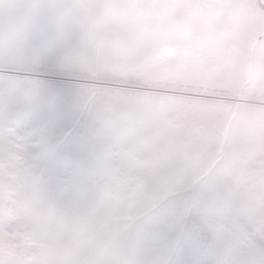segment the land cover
<instances>
[{
	"label": "clouds",
	"instance_id": "clouds-1",
	"mask_svg": "<svg viewBox=\"0 0 264 264\" xmlns=\"http://www.w3.org/2000/svg\"><path fill=\"white\" fill-rule=\"evenodd\" d=\"M38 35L86 85L67 120ZM257 67L258 0H0V264H264V150L232 131ZM77 138L95 161L61 180Z\"/></svg>",
	"mask_w": 264,
	"mask_h": 264
},
{
	"label": "rangeland",
	"instance_id": "rangeland-1",
	"mask_svg": "<svg viewBox=\"0 0 264 264\" xmlns=\"http://www.w3.org/2000/svg\"><path fill=\"white\" fill-rule=\"evenodd\" d=\"M45 84L42 89L40 103L45 113L51 117L60 116L67 120L78 110L76 101V87L83 83L78 78L63 72L45 71L37 77ZM252 99H257L252 97ZM193 108H199L201 100L191 99ZM245 118L249 121H255L264 116V108L255 103H248L244 110ZM95 161V141L89 138L86 141L74 139L66 148V154L63 158L57 160L53 168L58 177L63 180L65 170L79 169L91 166Z\"/></svg>",
	"mask_w": 264,
	"mask_h": 264
},
{
	"label": "snow or ice",
	"instance_id": "snow-or-ice-1",
	"mask_svg": "<svg viewBox=\"0 0 264 264\" xmlns=\"http://www.w3.org/2000/svg\"><path fill=\"white\" fill-rule=\"evenodd\" d=\"M259 7L264 8V0H258ZM36 43L38 48V61L41 66L49 71H57V66L53 63H50L48 57L50 52L45 44V38L43 36L36 37ZM63 71V69H60ZM250 89L254 93L257 99L264 98V68L257 67V69L250 75ZM41 90L45 87V84L42 81H39ZM86 85L81 83L77 85L76 91L85 88ZM201 100V105H208L211 102L198 98ZM190 109L194 112H198L203 115L204 111L201 107L193 108L190 105ZM233 134L235 137L245 143L252 150H264V116L257 118L255 121H249L245 118L244 111L241 112L240 116L237 119L236 124L233 126ZM8 264H15L13 261H9Z\"/></svg>",
	"mask_w": 264,
	"mask_h": 264
}]
</instances>
